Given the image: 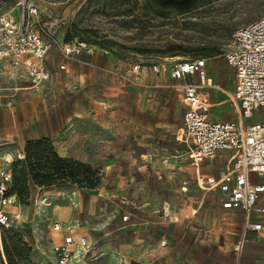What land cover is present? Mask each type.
<instances>
[{
	"label": "rangeland",
	"instance_id": "1",
	"mask_svg": "<svg viewBox=\"0 0 264 264\" xmlns=\"http://www.w3.org/2000/svg\"><path fill=\"white\" fill-rule=\"evenodd\" d=\"M16 1L0 0V10ZM27 2L39 6L43 25L51 34L54 45L50 52V62L56 63L62 59L57 44L68 40H83L97 46L94 54H98L102 60L101 66L105 68L97 74L93 71L98 81L94 78L82 86L74 73H68L69 84L63 96L66 99L60 103L63 112L69 114L65 131L69 134L65 138L69 145H76L75 134L86 137L93 130L99 131L102 140L108 138V141L97 144L99 149L84 155L87 161L78 159L89 164L95 171L93 179L97 180V185L89 188L60 182L40 193L32 187L31 193L22 197L20 219L15 220L12 227L0 230V263L5 259L17 264H55L52 248L54 240H59V236H54L52 228L55 221L72 225L73 230L85 227L83 229L90 233L91 238L98 239L115 217L107 211L108 207L105 213L100 207L105 206V201L107 203L110 198H114L112 194L117 192L138 193L147 177L142 169L143 165H148L147 160L150 161L147 155L150 153L152 158L155 157L153 154L162 152L159 146L166 143L173 148V141L158 138L166 133L164 120L177 123L180 137L184 138V108L179 100L182 91L175 87L180 82L172 80L167 71L165 74L164 71L158 75L145 76L132 72V66L153 62H163L169 66L176 61L205 57L209 71L214 75L210 76V80L214 78L219 86L229 90L234 71L227 65L225 53L238 28L264 16V0H206L185 14L156 8L148 0ZM179 46L181 50L176 49ZM212 50L219 52L211 53ZM29 84L32 85V82L21 74L0 71V118L3 108L14 107L21 121L28 127L29 115L33 113L30 105L32 102L37 103L34 112L41 121L47 113L45 103L51 108L58 102V91L55 88L51 91L43 83L38 89L32 88L31 94L24 91L16 93L18 85ZM208 90L206 88L204 93ZM34 95L38 96L37 100ZM212 95L225 94L214 91ZM211 101L215 100L212 98ZM23 104L27 110L24 113L21 109ZM228 107L217 105L210 110L213 113L214 108L218 115L221 110L228 111ZM131 119L132 133L129 132ZM142 119L150 120L153 131L146 129L141 123ZM114 135L116 138L109 142V138ZM146 140L153 141L152 148L142 145ZM179 143L180 148L187 150L185 138ZM15 149L14 145L0 147V168H12L19 159ZM6 151L14 152L12 160L10 156L7 158L10 162L3 160ZM122 182L124 184L119 185ZM99 193L102 196L94 201ZM66 205L71 208L69 217L62 215L61 210ZM14 235L20 236L22 242L14 243L11 239ZM111 243L104 240L99 244L110 253L114 247ZM15 248L24 259H14L9 255ZM110 263L109 259L104 262Z\"/></svg>",
	"mask_w": 264,
	"mask_h": 264
},
{
	"label": "crops",
	"instance_id": "2",
	"mask_svg": "<svg viewBox=\"0 0 264 264\" xmlns=\"http://www.w3.org/2000/svg\"><path fill=\"white\" fill-rule=\"evenodd\" d=\"M50 52L46 60L50 77L43 84L50 87L51 91H54V88L58 91V102L51 108L45 103L47 113L42 121L39 115L34 112L37 110L36 101L32 102L30 105L33 113L31 116L29 115L31 118L28 127L21 121L17 108H3L0 118V147L14 145L17 154L22 157L28 139L49 137L53 140L60 156L87 161L84 155L99 149L97 144L108 141V138L102 140L103 137L99 131L95 130L87 134L86 137L75 132L77 133L75 134L76 145H69L65 139L69 136L65 132L69 114L66 111L63 112L60 103L64 101V89L69 84L68 73L71 75L74 73L78 83L82 86L94 80L93 71L97 74L99 70L105 68L101 66L102 60L98 54H81L76 59H68L60 51L62 59L55 63L50 62ZM62 64L66 65L65 69L60 68ZM230 67L234 71V79L229 90L219 86L214 78L210 80V76H214L211 75L210 71L209 82L219 87H208L209 90L205 93L206 88L202 90V94L212 104V107L221 105L223 108L224 105H229L228 111L221 110L218 115H216L214 108L212 109L213 113L210 110L211 118L215 116L214 120L216 121L240 119L238 108L228 101V93L233 91L235 82V69ZM108 69L111 71L110 68ZM0 71L14 72V75L21 74L31 82L26 69L22 66L12 67L0 62ZM95 80L98 81L97 78ZM189 80L190 78H187L182 81ZM30 90L32 87L29 84L18 85L15 91L17 94L19 91L31 94ZM214 91H221L227 95L214 97L212 95ZM182 96L183 91L179 100L185 114L186 107L183 104ZM212 98L215 101H211ZM37 99L38 96H35V100ZM21 107L23 113L27 111L26 105L23 104ZM249 120L244 119L243 122L249 124L253 121ZM141 123L146 126L148 131H153L150 120L142 119ZM132 125L131 119L130 133H132ZM155 125L158 126L157 123ZM183 126L187 145L184 116ZM163 127L166 129V133L159 135L158 138L162 141H173V148L166 143L159 146L162 152L153 154L155 157L152 158L150 153L147 155L150 161L147 160L148 165L142 166L147 177L138 193L117 192L112 194L114 198H110L107 203L105 201V206L100 204L103 213L108 207L107 211L114 214L113 223L106 228L98 239L91 238L90 233L83 229L85 227L79 230L72 229L76 238L87 236L91 242H96L99 246L96 253L90 254L80 264H104L106 259H109L110 264H264V228L244 234L245 213L240 209L223 208L220 192L208 189L227 171L234 160V153L218 150L222 152L216 151L213 155L196 164L189 152L188 145L187 150L180 148L181 143L179 141L184 138L180 137L181 131L178 130V124L165 119ZM114 138H116L115 135L110 137L109 142ZM142 145L152 148L153 141L146 140L142 142ZM13 155L14 152L6 151L3 153V160L10 162L7 158L10 156L12 160ZM110 167L111 164L108 168ZM251 179L255 182L263 181L255 173L251 174ZM122 184L124 182L119 183L121 186ZM128 185L132 187L131 184L128 183ZM34 188L40 193L48 187L36 186ZM120 190L122 189L120 188ZM214 194L216 196H212ZM99 196L102 195L99 193L94 201ZM166 207H169L176 214V221L166 222L163 220L162 212ZM260 208H264V199L257 201L250 219L264 224V212H261ZM14 209L16 210V208H12V210ZM61 211L63 217H69L71 208L66 205ZM124 215H128L126 220H123ZM59 233L54 231V236H59L58 241H61L64 232H61V235ZM244 236L242 250L236 251L234 249L235 244ZM104 240L114 244L110 253L108 250L104 251L99 244ZM58 241L54 240L53 244Z\"/></svg>",
	"mask_w": 264,
	"mask_h": 264
},
{
	"label": "built area",
	"instance_id": "3",
	"mask_svg": "<svg viewBox=\"0 0 264 264\" xmlns=\"http://www.w3.org/2000/svg\"><path fill=\"white\" fill-rule=\"evenodd\" d=\"M51 34L45 29L39 6L18 0L0 10V62L26 69L34 89L50 77L47 56L53 46ZM63 56L76 59L84 52L94 54L97 46L83 40L59 43ZM225 61L235 69L234 89L228 101L239 111V120H213L212 104L202 94L209 82L208 60L205 57L176 61L169 66L163 62L137 63L131 71L139 75L166 73L180 82L185 105L184 125L189 152L196 164L218 150L234 153V160L224 175L208 189L218 190L225 209H240L245 213L244 234L258 231L264 224L250 219L259 199H264V16L238 28L232 37ZM65 69L66 65H60ZM190 78L189 81H182ZM253 119L249 124L244 119ZM255 173L263 181L255 182ZM12 182L9 167L0 168V228L11 227L21 217V202L17 194H8ZM47 200V199H46ZM16 208V210H12ZM264 212V208H260ZM163 220L174 222L176 214L169 207L163 209ZM128 215L123 216L126 220ZM72 225L58 221L53 230L64 232L61 241L53 244L55 264H78L96 253L99 246L87 236L75 237ZM244 238L235 244L241 251ZM0 264H8L4 259Z\"/></svg>",
	"mask_w": 264,
	"mask_h": 264
},
{
	"label": "trees",
	"instance_id": "4",
	"mask_svg": "<svg viewBox=\"0 0 264 264\" xmlns=\"http://www.w3.org/2000/svg\"><path fill=\"white\" fill-rule=\"evenodd\" d=\"M152 6L175 14H185L197 8L206 0H148ZM72 41L68 40L67 42ZM180 47V46H179ZM176 49H182L176 48ZM218 53L212 50L211 53ZM211 55V54H210ZM12 182L8 194H17L21 204L22 197H27L32 187H51L60 182H71L94 188L97 180L93 179L92 167L78 159L62 157L58 154L54 142L49 137L32 138L26 141L22 157L11 168ZM12 227V226H11ZM10 227H1V229ZM13 242H22L20 236L14 235ZM14 259H24L18 249L9 252ZM8 264H17L8 262Z\"/></svg>",
	"mask_w": 264,
	"mask_h": 264
}]
</instances>
